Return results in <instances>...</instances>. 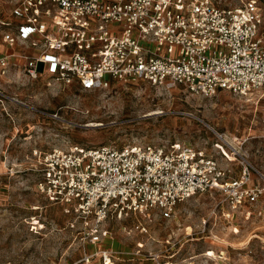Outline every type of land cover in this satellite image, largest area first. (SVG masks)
Here are the masks:
<instances>
[{
  "label": "built area",
  "instance_id": "2783aa9c",
  "mask_svg": "<svg viewBox=\"0 0 264 264\" xmlns=\"http://www.w3.org/2000/svg\"><path fill=\"white\" fill-rule=\"evenodd\" d=\"M7 2L11 20L0 21L5 27L1 43L32 51L1 55L2 75L14 71L31 82L48 77L80 92L136 80L200 96L264 94V18L255 0L236 8H221L216 0ZM34 155L37 193L60 208L70 228L79 223V234L93 245L107 237L108 220L150 212L169 219L180 202L210 192L219 193L220 204L235 213L264 193L251 183L254 169L246 160L239 176L229 179L213 158L185 143L118 149L74 145ZM134 229L146 232L141 224ZM141 250L139 244L123 257L100 249L74 264L95 258L98 264H131L146 257ZM149 257L152 264H192Z\"/></svg>",
  "mask_w": 264,
  "mask_h": 264
},
{
  "label": "rangeland",
  "instance_id": "374dc122",
  "mask_svg": "<svg viewBox=\"0 0 264 264\" xmlns=\"http://www.w3.org/2000/svg\"><path fill=\"white\" fill-rule=\"evenodd\" d=\"M216 1L236 8L247 0ZM255 1L264 18V0ZM9 20V4L0 0V21ZM4 31L0 25V46ZM260 32L264 39V20ZM13 72L0 74V264H74L100 249L126 257L139 244L146 257L131 264H152L149 255L155 254L170 263L264 264V193L235 213L210 192L180 202L169 219L150 212L108 220L107 237L93 245L79 234V223L70 228L60 208L37 193L34 171V154L52 148L178 142L213 158L229 179L239 176L246 160L254 169L251 183L264 188V94L200 96L136 80L80 92ZM138 224L145 233L134 229Z\"/></svg>",
  "mask_w": 264,
  "mask_h": 264
},
{
  "label": "crops",
  "instance_id": "0c3cea01",
  "mask_svg": "<svg viewBox=\"0 0 264 264\" xmlns=\"http://www.w3.org/2000/svg\"><path fill=\"white\" fill-rule=\"evenodd\" d=\"M1 44L2 45L0 46V48H1V50H0V56L12 52L11 50H15V51L20 50V47L19 46H14V47L10 48V47H8L7 45H5L3 43H1Z\"/></svg>",
  "mask_w": 264,
  "mask_h": 264
}]
</instances>
